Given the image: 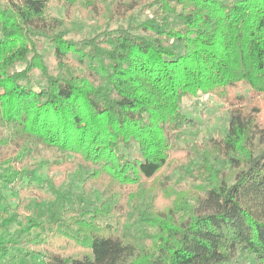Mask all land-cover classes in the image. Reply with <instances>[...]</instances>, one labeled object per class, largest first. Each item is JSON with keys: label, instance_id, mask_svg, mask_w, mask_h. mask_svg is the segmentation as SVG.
<instances>
[{"label": "trees", "instance_id": "trees-1", "mask_svg": "<svg viewBox=\"0 0 264 264\" xmlns=\"http://www.w3.org/2000/svg\"><path fill=\"white\" fill-rule=\"evenodd\" d=\"M77 18L97 27L73 40ZM240 83L264 94V0H0V188L17 183L24 202L46 151L100 197L88 211L62 194L66 230L41 237L29 216L12 230L19 207L0 194V261L264 264V122ZM199 95L224 104L227 127L180 146V107Z\"/></svg>", "mask_w": 264, "mask_h": 264}, {"label": "rangeland", "instance_id": "rangeland-1", "mask_svg": "<svg viewBox=\"0 0 264 264\" xmlns=\"http://www.w3.org/2000/svg\"><path fill=\"white\" fill-rule=\"evenodd\" d=\"M121 10L117 13L121 14ZM50 15L61 17L62 11L58 8L51 7L48 11ZM77 28L68 38L78 40L83 36L91 35L97 24L95 22H81L78 18ZM100 24H98L99 26ZM112 24L111 27H115ZM39 52L44 57L45 63L50 73L54 74L53 62V48L48 43H44ZM33 81L36 86H44L45 83L40 78L38 72L33 75ZM235 98L242 97L244 103L248 107L255 106L259 110V116L264 122V94L256 93L251 87L244 83L237 85L232 93ZM181 112L192 119V123L186 124L178 133L177 143L182 146L184 144H191L193 142H201L202 139L210 136L214 137L220 131L223 132L228 124V112L224 104L217 101L211 95H199L195 98L184 100L181 107ZM0 130L7 131V128L0 123ZM54 158L49 157L46 151H40L34 157V162L38 168L37 180L34 182L35 189L31 192L25 193V201L19 202L20 196L18 189L20 186L15 183L7 187L0 188V194L5 198L8 204V213L11 214L15 207H19L16 214L17 221L12 225V230L16 229L21 223L24 216L33 217L41 222L38 229L34 230L33 234H39L45 237L50 231L54 229L66 230L61 223L53 224L55 218L60 217L62 210V194H66L70 202H74L77 208L88 211H93V208L100 203L98 194H82V179L83 174L78 170L69 172L66 168L59 169L52 166ZM168 205H163L167 207ZM3 206L0 204V208ZM109 221L107 217L99 216L98 223L103 225ZM126 227L133 233L139 234L144 228L134 219L127 221ZM41 257H34L32 259H18L16 256H7L0 261V264H43ZM248 264H255L251 261Z\"/></svg>", "mask_w": 264, "mask_h": 264}]
</instances>
